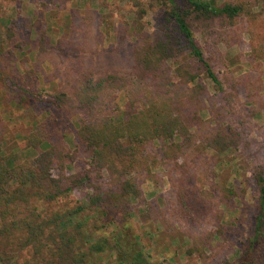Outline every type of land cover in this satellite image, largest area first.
Listing matches in <instances>:
<instances>
[{
	"label": "trees",
	"instance_id": "trees-1",
	"mask_svg": "<svg viewBox=\"0 0 264 264\" xmlns=\"http://www.w3.org/2000/svg\"><path fill=\"white\" fill-rule=\"evenodd\" d=\"M9 1L19 6L20 0ZM150 1L164 10L171 29L165 25L157 38L142 40L135 27L128 28L119 42L124 44L129 34L137 37L128 53L130 62L107 75H100L98 67L105 62L99 49L102 33L95 34L90 22L79 23L76 30L72 19V35L59 41L58 51L47 48L45 41L40 44L38 66L51 65L55 52L63 62L59 69L64 82L47 103L80 125L74 150L65 142L54 144L55 132L45 123L37 125L20 146L37 151L31 161L18 162V155L6 153V142L0 140V264H104L107 257L115 259L113 264H150L139 237L129 236L128 225L110 234L101 231L116 225L111 216H129L132 200L146 201L134 175H151L155 165L164 167L172 190L166 200L167 222H182L202 239L226 236L227 228L220 224L223 213L205 189L203 176L211 175L205 152L223 154L239 139L227 131L214 132L200 115L198 103L207 93L200 73L218 92L223 85L190 22L233 26L245 7L239 1ZM0 24L6 36L11 22L0 18ZM262 47L251 45L256 60L264 58ZM119 51L117 44L114 52L122 56ZM178 53L188 60H175ZM26 59L21 64L30 76L35 71L25 66ZM19 92L22 107L28 92ZM80 149L88 162L74 171ZM256 184L260 211L254 234L230 264H264L263 175H256ZM83 191L84 203H62ZM228 194L230 199L236 192L232 188Z\"/></svg>",
	"mask_w": 264,
	"mask_h": 264
},
{
	"label": "rangeland",
	"instance_id": "rangeland-1",
	"mask_svg": "<svg viewBox=\"0 0 264 264\" xmlns=\"http://www.w3.org/2000/svg\"><path fill=\"white\" fill-rule=\"evenodd\" d=\"M217 1L243 2L244 13L235 25L226 26L219 21L206 24L194 19L190 23L223 85V91L218 92L212 81L200 73V80L207 88L198 103L200 115L210 121L209 127L214 132L227 131L237 134L239 139L238 147L223 154L205 152L210 160L207 169L211 172L210 177L203 176L205 189L215 196L218 210L223 213L220 224L227 228V233L224 238L207 240L182 222H167L166 200L172 190L164 167L155 165L151 175H134L146 201L139 204V200H132L129 216L124 213L111 216L109 221L115 218L116 225L109 230L102 225L101 231L110 234L128 225L129 236L139 237L150 264H230L252 238L260 211L256 175L264 176V58L256 60L251 45L260 48L261 44L264 50V0ZM166 17L160 5L150 0H20L19 6L0 0V18L11 22L6 36L0 24V140L6 142L5 152L17 154L18 162L33 160L37 151H24L20 146L42 123L55 132L54 144L65 142L74 150V136L80 122L47 103L64 82L59 69L63 62L55 52L51 65L38 66L35 57L40 44L45 41L47 48L53 46L58 51L59 41H66L72 35V19L76 21V30H80L79 23L90 22L95 34L102 33L99 49L105 62H99L98 67L100 75H107L130 62L128 53L137 37L131 38L129 34L124 44L119 42L128 28L135 27L142 40L157 38L165 25L171 29ZM117 44L122 56L114 52ZM24 58H27L25 66L35 71L30 76L22 68ZM176 59L188 60L181 53ZM23 88L28 94L21 107L18 99ZM119 102L125 111L123 95ZM79 156L74 171L86 167L88 162L82 149ZM100 184L107 188L104 182ZM232 188L236 195L229 199L227 195ZM85 196V191L76 192L61 202L73 207L84 203ZM123 216L125 220L121 219ZM102 223L103 220L98 222ZM114 262L111 257L104 259V264Z\"/></svg>",
	"mask_w": 264,
	"mask_h": 264
},
{
	"label": "crops",
	"instance_id": "crops-1",
	"mask_svg": "<svg viewBox=\"0 0 264 264\" xmlns=\"http://www.w3.org/2000/svg\"><path fill=\"white\" fill-rule=\"evenodd\" d=\"M45 83H46V81H45ZM45 85L47 86L48 84L46 83Z\"/></svg>",
	"mask_w": 264,
	"mask_h": 264
}]
</instances>
